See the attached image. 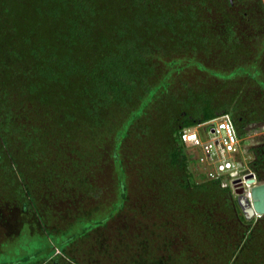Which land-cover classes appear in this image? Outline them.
Listing matches in <instances>:
<instances>
[{"label":"trees","instance_id":"obj_1","mask_svg":"<svg viewBox=\"0 0 264 264\" xmlns=\"http://www.w3.org/2000/svg\"><path fill=\"white\" fill-rule=\"evenodd\" d=\"M229 5L0 0V182L13 185L4 194L13 191L22 205L20 180L31 188L61 183L93 193L88 173L98 147L110 142L106 154L117 162V185L125 170L127 179L136 177L140 195L115 190L114 204L129 225L118 233L126 240L110 242L105 257L113 248L130 250L141 264H264V217L245 221L217 182H191L178 139L183 127L219 111L232 114L239 133L246 123L264 120L250 99L244 102L254 107L239 109L240 92L222 93L230 80L219 77L231 67L256 66V58L239 64L251 49L236 33L225 31L222 45L224 32L211 28L221 21L207 11ZM188 72L222 83L204 87ZM4 219L0 212L1 230ZM54 254L39 264H51Z\"/></svg>","mask_w":264,"mask_h":264},{"label":"rangeland","instance_id":"obj_2","mask_svg":"<svg viewBox=\"0 0 264 264\" xmlns=\"http://www.w3.org/2000/svg\"><path fill=\"white\" fill-rule=\"evenodd\" d=\"M206 15L216 24L221 21L218 25H211V28H216L217 34L221 30L224 32L222 45L227 44L228 36L225 31L232 30L239 41L242 40L250 47L249 57L239 61L241 66L245 67L243 62H251L256 58L255 67H252L253 64L245 68L231 67L226 72L227 75L218 76L220 79L230 80L223 81L222 93L240 92V105L243 107L239 108L240 110L254 107L247 105L255 104L261 106L257 111L262 109L264 112V0H232L229 8L225 7L222 11L212 7ZM220 15L224 16L219 20ZM220 24H223L222 28ZM253 55L254 58H252ZM214 60V58L213 60L208 58V63L211 64ZM186 77L196 78L195 80L204 87H209L212 82L213 85L218 84L216 80H211L209 84L206 77L191 72H188ZM246 99H250L251 103ZM222 115H228L234 125L231 113L219 111L213 117L183 129L202 126ZM199 130L201 131V127ZM235 131L240 140V151L233 157L236 171L231 175L222 176L219 178L221 181L216 182L220 187L222 183L226 185L223 189L231 193L237 205L238 214L244 219L232 182L248 174L254 176L256 184L264 182V120L246 123L241 133L236 128ZM180 143L183 145L189 180L195 183L214 182L215 180L209 178L210 169L202 166L198 161L199 150L181 141ZM108 145L110 142L98 147L99 153L95 154L98 159L94 158L97 162L93 163L88 173L87 178L91 183L95 182L96 188L93 193L86 195L83 191L78 192L77 189L62 187L61 183H58L59 186L56 187L40 183L41 185L37 184L36 187L31 188L29 184L25 186L24 181L20 180L25 200L22 205H19L18 198L12 194L13 191L9 195L2 191L3 189L11 190L13 185H7L6 181L0 182V205L3 204L0 206V212H3V219L5 218L3 232L0 228V264H39L44 256L53 251L55 254L52 256L51 264H141L132 259L128 249L117 253L112 248L113 256H104L107 254L105 251L108 252L110 248L107 247L110 246V242L121 243L126 240L125 237L119 238L118 233L126 231L129 225L125 216L120 214L125 210L117 211L118 203L114 204L115 190L117 189L118 194L129 189L128 197L132 199L140 195L136 177L130 176L131 180L127 179L129 175L126 176L125 170L118 172L122 187L117 185V173L114 168L117 162L106 154ZM257 149L260 151L259 157H256ZM124 161L126 163V159ZM14 193L19 194V190L16 189ZM28 209L30 210L27 211ZM110 214L115 217L110 219L105 227L102 226L101 223H105L104 220H107ZM260 218L263 217L253 216L249 220H244L254 223ZM102 227L105 229L99 232L98 230ZM101 247L106 249L101 250ZM74 252L76 257L72 254Z\"/></svg>","mask_w":264,"mask_h":264},{"label":"built area","instance_id":"obj_3","mask_svg":"<svg viewBox=\"0 0 264 264\" xmlns=\"http://www.w3.org/2000/svg\"><path fill=\"white\" fill-rule=\"evenodd\" d=\"M178 135L183 144L199 150L198 161L210 169L209 178L214 182L221 181L219 178L236 171L233 157L240 151V140L228 115H222L202 126L181 129ZM250 175L233 181V191L239 181L248 190L250 186L246 185L245 178ZM225 186L221 184L222 188Z\"/></svg>","mask_w":264,"mask_h":264},{"label":"water","instance_id":"obj_4","mask_svg":"<svg viewBox=\"0 0 264 264\" xmlns=\"http://www.w3.org/2000/svg\"><path fill=\"white\" fill-rule=\"evenodd\" d=\"M231 3L232 0H229ZM246 185L250 186L247 190L239 181L234 187L237 195V203L246 220L253 216L264 217V182L257 183L250 175L245 178Z\"/></svg>","mask_w":264,"mask_h":264},{"label":"crops","instance_id":"obj_5","mask_svg":"<svg viewBox=\"0 0 264 264\" xmlns=\"http://www.w3.org/2000/svg\"><path fill=\"white\" fill-rule=\"evenodd\" d=\"M259 156H260V151H259V149H257L256 157H259ZM51 258H52V256L49 257V259H51ZM46 263H48V262H43L42 264H46Z\"/></svg>","mask_w":264,"mask_h":264}]
</instances>
